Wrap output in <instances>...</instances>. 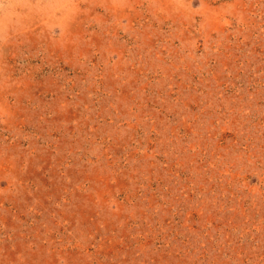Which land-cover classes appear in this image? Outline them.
<instances>
[{"label":"rangeland","instance_id":"rangeland-1","mask_svg":"<svg viewBox=\"0 0 264 264\" xmlns=\"http://www.w3.org/2000/svg\"><path fill=\"white\" fill-rule=\"evenodd\" d=\"M0 264H264V0H0Z\"/></svg>","mask_w":264,"mask_h":264}]
</instances>
